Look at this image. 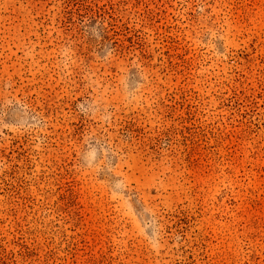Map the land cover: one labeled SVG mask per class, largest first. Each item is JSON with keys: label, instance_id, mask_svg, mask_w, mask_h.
Wrapping results in <instances>:
<instances>
[{"label": "rangeland", "instance_id": "rangeland-1", "mask_svg": "<svg viewBox=\"0 0 264 264\" xmlns=\"http://www.w3.org/2000/svg\"><path fill=\"white\" fill-rule=\"evenodd\" d=\"M0 264H264V0H0Z\"/></svg>", "mask_w": 264, "mask_h": 264}]
</instances>
